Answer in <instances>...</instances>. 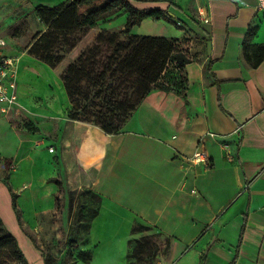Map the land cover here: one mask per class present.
Wrapping results in <instances>:
<instances>
[{
  "label": "crops",
  "instance_id": "1",
  "mask_svg": "<svg viewBox=\"0 0 264 264\" xmlns=\"http://www.w3.org/2000/svg\"><path fill=\"white\" fill-rule=\"evenodd\" d=\"M256 2L199 0L210 18L202 22L207 47L186 64L185 95L172 85L154 88L121 133L107 134L81 121L71 126L82 141L92 129L102 130L105 145L98 162L89 163L80 146L78 152L88 164H101L93 188L103 199L104 216L111 221L112 210L116 219L134 217L148 226L134 235L150 249L158 245L159 252L144 249L142 264H264V60L253 67L244 52L251 25L258 31L249 44L264 43ZM160 6L168 13L177 7ZM10 50L7 41L0 46L2 55L14 58ZM211 60L214 77L207 72ZM49 147V153L55 151ZM196 151L205 152L206 163L191 162ZM45 164L43 159L38 168ZM33 174L16 177L13 188L0 179V215L29 262L45 264L12 204V193L17 196V187ZM41 194L31 188L16 203L33 213ZM105 227L107 235L129 233L124 221L121 229Z\"/></svg>",
  "mask_w": 264,
  "mask_h": 264
},
{
  "label": "rangeland",
  "instance_id": "2",
  "mask_svg": "<svg viewBox=\"0 0 264 264\" xmlns=\"http://www.w3.org/2000/svg\"><path fill=\"white\" fill-rule=\"evenodd\" d=\"M57 1L0 0V37L6 39L7 47H11L9 53L19 65L17 103L10 111H4L7 113L0 111V179L13 188L16 177L38 173L17 187L16 201L27 190L40 189L39 206L33 213H25L17 204V211L22 227L35 239L50 264H142L150 243H138L134 234L149 230L148 226L134 217L116 219L112 210L111 221L104 216L103 199L93 188L100 177L101 164L90 165L82 160L78 152L82 138L71 128L79 120L71 119L69 113L75 104L93 103L96 116L103 119L100 123L120 124V131L124 132L135 116L146 85L132 72L122 80L118 61L124 51H117L116 42L144 35L181 39L178 61L171 58L160 83V87L179 86L177 65L184 62L186 66L206 52L207 33L199 13V7L204 5L199 0H173L177 7L170 8L168 14L174 23L147 18L130 28L127 14L122 9L114 10L94 28L66 34L54 32L33 49L41 33L48 30L34 7L56 5L60 3ZM261 15L264 22V12ZM48 43L52 50L47 49ZM48 54L52 63L44 60ZM73 64L85 68L78 73L82 84H95L97 75L103 73L99 81L103 87L92 90L89 98L82 94L72 101L64 78ZM139 86L143 88L141 94L137 92ZM49 146H54L55 151L49 153ZM43 159L46 164L41 170L38 165ZM122 221L127 222L128 236L107 235L109 227L105 223L112 224L113 230L121 229ZM157 246H151L148 252L157 255ZM0 264H22L13 245L0 249Z\"/></svg>",
  "mask_w": 264,
  "mask_h": 264
},
{
  "label": "trees",
  "instance_id": "3",
  "mask_svg": "<svg viewBox=\"0 0 264 264\" xmlns=\"http://www.w3.org/2000/svg\"><path fill=\"white\" fill-rule=\"evenodd\" d=\"M161 3H166L169 6L174 5L173 0H67L56 5L38 4L34 7V11L48 30L41 33L40 36L38 35L39 38L33 45V49H36L46 37L52 35L54 32L66 34L78 29L94 28L106 14H109L114 10L122 9L127 14L126 24L128 28L139 24L147 18L156 20L165 19L173 22L167 10L160 6ZM257 31L258 26L251 25L244 41L245 56L252 62L253 67H257L264 60V43L249 44ZM180 42L181 39L179 38H166L151 35L132 36L127 40L116 42L115 47L117 51H124V54L120 55L118 61V65L123 70L120 76L122 77V80H125L126 76L132 72L137 74L141 79V82L146 85L144 91L143 88L140 89V86L137 88L138 94H141L143 91V94L140 95L141 98L138 102V106L154 88L162 85L160 83L164 81L163 76L168 65L171 63V58L175 57L177 60L176 55L182 52V49H180ZM48 44L49 46L47 49L52 50V44ZM48 53L52 54L50 51H48ZM50 54H48L44 60L52 63L53 60ZM212 63L213 60L210 61L207 72L214 77V74L210 69ZM177 66L179 67L180 85L172 86L179 95L183 96L188 89V76L184 62ZM84 69L85 68L80 64L70 65L64 78L67 93L72 101H74L75 96L82 94L89 98L92 94V90L95 89V91H97L103 87V84H99L103 73L97 75L95 84H91V82L88 84H82L81 80L78 78V73ZM150 85L154 88L151 89ZM96 108L97 107L93 103L87 105H82L80 103L75 104L69 113V117L73 120L101 126L102 130L107 134H117L122 132L120 131V124L107 125L103 124V121L100 123V120L103 119L96 116ZM102 130L92 129L87 132L80 144V153L89 154V163H96L100 159V155L105 145ZM12 196V204L20 221V216L17 211L16 193H12ZM30 238L44 255L43 250L37 245L35 239L32 236H30ZM7 245L14 246L17 256L22 264H31L17 238L7 228L0 215V249ZM45 264H50V262L45 259Z\"/></svg>",
  "mask_w": 264,
  "mask_h": 264
},
{
  "label": "built area",
  "instance_id": "4",
  "mask_svg": "<svg viewBox=\"0 0 264 264\" xmlns=\"http://www.w3.org/2000/svg\"><path fill=\"white\" fill-rule=\"evenodd\" d=\"M255 8L264 12V0H257ZM199 13L203 23H209L206 7H199ZM6 41L0 39V46H5ZM18 70L19 65L15 58L4 56L0 53V104L3 111L10 110L18 99ZM210 135H214L209 132ZM43 143V142H42ZM49 149L54 151V146ZM192 163H206L207 156L203 151H196L190 158Z\"/></svg>",
  "mask_w": 264,
  "mask_h": 264
}]
</instances>
